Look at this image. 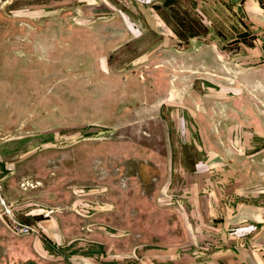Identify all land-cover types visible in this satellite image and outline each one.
<instances>
[{"label":"rangeland","instance_id":"374dc122","mask_svg":"<svg viewBox=\"0 0 264 264\" xmlns=\"http://www.w3.org/2000/svg\"><path fill=\"white\" fill-rule=\"evenodd\" d=\"M242 1L0 0V264L241 262L199 217L264 186Z\"/></svg>","mask_w":264,"mask_h":264},{"label":"crops","instance_id":"0c3cea01","mask_svg":"<svg viewBox=\"0 0 264 264\" xmlns=\"http://www.w3.org/2000/svg\"><path fill=\"white\" fill-rule=\"evenodd\" d=\"M242 6L245 7L244 11L249 20L258 22L260 26L259 28L247 22V27H257L255 32L260 38L263 37L260 32L264 28V12L260 8L259 0H243ZM260 38L256 36L252 39L255 45L262 46ZM227 189L229 193L226 210L220 208L218 215L199 217L200 222L211 224L215 232L213 234L219 240H231L228 246H223L220 241V247L228 248L233 255L244 256L238 257L241 260L238 264H264V186H228ZM217 204L220 205V199ZM204 205H207L205 201ZM199 252L204 251L199 248ZM215 252L217 251L214 250ZM234 260L237 261L236 258Z\"/></svg>","mask_w":264,"mask_h":264},{"label":"built area","instance_id":"2783aa9c","mask_svg":"<svg viewBox=\"0 0 264 264\" xmlns=\"http://www.w3.org/2000/svg\"><path fill=\"white\" fill-rule=\"evenodd\" d=\"M260 8L264 12V0H259ZM2 207H3V214L7 217L8 222L11 226V228L16 233L21 234H37L38 230L34 225H30L28 223H25L21 221L14 213L13 209L11 208L10 204H6L4 200L1 199Z\"/></svg>","mask_w":264,"mask_h":264}]
</instances>
